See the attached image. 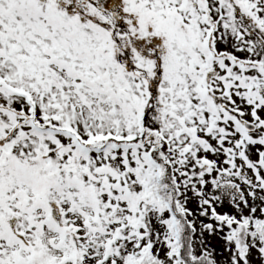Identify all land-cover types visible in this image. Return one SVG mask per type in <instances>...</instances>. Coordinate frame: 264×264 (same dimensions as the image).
Segmentation results:
<instances>
[{
  "label": "snow or ice",
  "instance_id": "6c2138e0",
  "mask_svg": "<svg viewBox=\"0 0 264 264\" xmlns=\"http://www.w3.org/2000/svg\"><path fill=\"white\" fill-rule=\"evenodd\" d=\"M0 264H264V0H0Z\"/></svg>",
  "mask_w": 264,
  "mask_h": 264
},
{
  "label": "rangeland",
  "instance_id": "374dc122",
  "mask_svg": "<svg viewBox=\"0 0 264 264\" xmlns=\"http://www.w3.org/2000/svg\"><path fill=\"white\" fill-rule=\"evenodd\" d=\"M213 243H215V241H213Z\"/></svg>",
  "mask_w": 264,
  "mask_h": 264
}]
</instances>
